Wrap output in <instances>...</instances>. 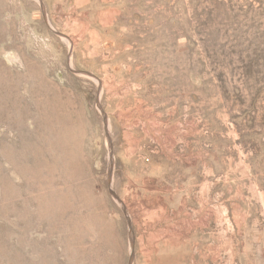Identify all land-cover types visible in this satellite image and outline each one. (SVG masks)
<instances>
[{
	"label": "rangeland",
	"instance_id": "obj_1",
	"mask_svg": "<svg viewBox=\"0 0 264 264\" xmlns=\"http://www.w3.org/2000/svg\"><path fill=\"white\" fill-rule=\"evenodd\" d=\"M0 264H264V0H0Z\"/></svg>",
	"mask_w": 264,
	"mask_h": 264
},
{
	"label": "bare ground",
	"instance_id": "obj_2",
	"mask_svg": "<svg viewBox=\"0 0 264 264\" xmlns=\"http://www.w3.org/2000/svg\"><path fill=\"white\" fill-rule=\"evenodd\" d=\"M7 57H8L9 60H14V57L11 54L10 55L8 54ZM47 101H48V99H47ZM47 101L43 100V101L40 102V101L37 100L36 103H35V111H36L37 115H39L40 120H41V124H40L41 128H40V130H43V131H46V130L48 131V129H52V107ZM27 113H28V107H25L24 114H27ZM51 145H52V142H51ZM39 207L43 211H45V208H46L45 204L41 203V204H39ZM155 216H157V215H155ZM153 246H154V244H153Z\"/></svg>",
	"mask_w": 264,
	"mask_h": 264
}]
</instances>
